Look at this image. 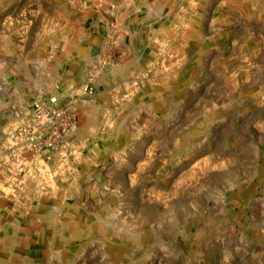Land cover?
<instances>
[{
	"label": "rangeland",
	"instance_id": "obj_1",
	"mask_svg": "<svg viewBox=\"0 0 264 264\" xmlns=\"http://www.w3.org/2000/svg\"><path fill=\"white\" fill-rule=\"evenodd\" d=\"M3 68L76 126L1 139L0 264H264V0H0Z\"/></svg>",
	"mask_w": 264,
	"mask_h": 264
},
{
	"label": "built area",
	"instance_id": "obj_2",
	"mask_svg": "<svg viewBox=\"0 0 264 264\" xmlns=\"http://www.w3.org/2000/svg\"><path fill=\"white\" fill-rule=\"evenodd\" d=\"M91 81L88 79L85 88ZM28 107L30 114L25 122L3 140L2 154L10 155L18 162L21 160L18 156L20 151L28 154V161L50 158L51 152L59 145L60 137L69 134L76 126L74 110L69 104L60 105L59 98L49 90H38Z\"/></svg>",
	"mask_w": 264,
	"mask_h": 264
},
{
	"label": "crops",
	"instance_id": "obj_3",
	"mask_svg": "<svg viewBox=\"0 0 264 264\" xmlns=\"http://www.w3.org/2000/svg\"><path fill=\"white\" fill-rule=\"evenodd\" d=\"M28 87L26 81L14 77L8 69L0 70V142L29 116L28 103L39 86ZM63 101L65 99L61 98Z\"/></svg>",
	"mask_w": 264,
	"mask_h": 264
}]
</instances>
